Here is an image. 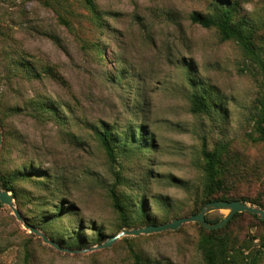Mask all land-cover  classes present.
I'll return each instance as SVG.
<instances>
[{"label": "rangeland", "instance_id": "374dc122", "mask_svg": "<svg viewBox=\"0 0 264 264\" xmlns=\"http://www.w3.org/2000/svg\"><path fill=\"white\" fill-rule=\"evenodd\" d=\"M93 2L0 0V175L27 222L76 250L43 241L0 201V264H206L209 229L194 221L92 247L194 213L204 154L220 144L246 172L229 179L228 196L264 202V0ZM222 3L254 26L256 56L192 21ZM195 91L207 111H191ZM216 236L248 260L264 223L243 213Z\"/></svg>", "mask_w": 264, "mask_h": 264}, {"label": "trees", "instance_id": "16d2710c", "mask_svg": "<svg viewBox=\"0 0 264 264\" xmlns=\"http://www.w3.org/2000/svg\"><path fill=\"white\" fill-rule=\"evenodd\" d=\"M86 1L92 9H95L93 0ZM236 11V4L222 3L221 5L217 6L213 14L208 15L195 11L192 13L191 19L193 22L204 27H216L223 39H233L237 41L247 54L256 56L257 46L255 40V28L246 17H238ZM208 108L209 103L207 101V97L201 92H193L191 111L198 113L201 111H207ZM259 134L260 139L264 140V126L262 125L259 127ZM107 136L108 132L100 134V138L108 154L111 157H114V149ZM226 149V145L220 144L215 146L212 150L205 152L202 183L204 199L200 207L192 214L199 213L205 203L212 200L233 201L238 199L242 200L243 202L255 204L264 208V202L258 198H250L246 196H228L230 188L229 179L236 176L245 177L246 172L242 171V169L238 167L236 161L228 154ZM0 182L5 189L9 191L12 190V186L2 175H0ZM217 194L221 195L215 197ZM12 195L14 198H16L15 193ZM112 196L115 207L122 212L123 205L115 190L112 191ZM243 213H248L253 217L258 218V215L244 211L235 213L231 219ZM206 219L213 223L220 221L209 220L207 214ZM261 221L264 223V220L261 219ZM148 223L146 224L148 225ZM149 224L157 223L151 222ZM218 230L219 228L209 229V236L203 237L200 241L199 247L202 251L206 264H238V262L241 260H243L242 264H258L260 252L264 251V237H262L259 243L261 249L255 252L250 257V259L247 260L243 258V249L230 248L228 246V241L224 236H216V232ZM136 264H143L138 256L136 257Z\"/></svg>", "mask_w": 264, "mask_h": 264}, {"label": "water", "instance_id": "95a60500", "mask_svg": "<svg viewBox=\"0 0 264 264\" xmlns=\"http://www.w3.org/2000/svg\"><path fill=\"white\" fill-rule=\"evenodd\" d=\"M2 137H3V134H2L1 124H0V149L2 146ZM14 200H15V198L10 193V191L3 188V186L0 182V201H1V203L8 205L11 208L12 212L14 213L15 217L19 221H22L26 228L30 229L31 232L38 234L40 237H42L43 241L53 245L57 249H60L63 251H69V252H76V250H72L69 248L62 247L59 243H57L53 239L49 238L47 236V234H45L44 232L40 231L35 226L31 225L29 222H27L23 218L18 207L15 205ZM212 209H227L228 213L223 219H221L218 222L213 223V222H210L206 219L207 212L212 210ZM244 211L256 214V215L260 216L261 219L264 220V208L259 207L255 204L246 203V202H243L242 200H238V199L233 200V201L212 200V201H208L207 203H205V205L202 207V209L200 210L199 213L192 214L189 216H181V217L173 218L170 221L164 222V223L148 224V225H145L143 227L132 228V229H123L119 233H117L116 235L109 237L108 240H106L104 243H100L96 247H92V248L110 247L113 245V243L117 239H119L125 235H139L141 233L149 234V233L161 232V231H165V230H169V229L175 230V229H178L179 227H181L184 223L192 222V221L198 222L200 225H202L208 229H217V228L224 226L232 218V216L235 213L244 212Z\"/></svg>", "mask_w": 264, "mask_h": 264}]
</instances>
